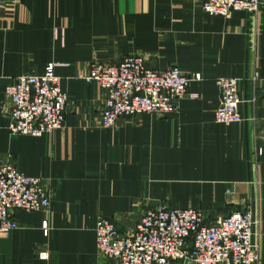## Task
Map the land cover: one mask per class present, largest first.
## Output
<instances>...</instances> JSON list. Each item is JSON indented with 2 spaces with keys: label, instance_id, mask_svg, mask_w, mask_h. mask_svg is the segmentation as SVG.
Returning a JSON list of instances; mask_svg holds the SVG:
<instances>
[{
  "label": "crops",
  "instance_id": "1",
  "mask_svg": "<svg viewBox=\"0 0 264 264\" xmlns=\"http://www.w3.org/2000/svg\"><path fill=\"white\" fill-rule=\"evenodd\" d=\"M133 54L201 79L190 82L178 114L144 113L105 127L104 93L84 76L92 63ZM52 63L71 99L64 127L12 135L6 87ZM257 70L264 76V5L258 16L238 10L227 17L208 15L195 0H5L0 166L42 177L51 205L16 212L20 227L0 236V264H118L97 249L101 216L130 235L151 208H198L211 223L248 206L262 221L264 264V153L256 156L257 145L264 148V80L253 81ZM219 77L238 79L243 122L216 121ZM45 250L47 259L39 256Z\"/></svg>",
  "mask_w": 264,
  "mask_h": 264
},
{
  "label": "built area",
  "instance_id": "2",
  "mask_svg": "<svg viewBox=\"0 0 264 264\" xmlns=\"http://www.w3.org/2000/svg\"><path fill=\"white\" fill-rule=\"evenodd\" d=\"M208 15L229 16L238 10L258 16L264 0H195ZM5 0H0V20ZM255 47V44H254ZM87 81H95L104 93L102 124L111 127L122 117L152 113L158 117L180 112V100L188 94L189 75L177 65L155 69L141 54L128 55L118 62L92 63ZM264 80L259 70L253 81ZM220 104L215 113L218 123L234 124L245 120L240 111L242 99L238 79L219 77ZM9 100L8 129L12 135L42 137L64 127L70 95L62 79L49 64L42 73H25L5 89ZM192 97H197L192 94ZM264 148L257 145L256 156ZM233 194L234 189H228ZM51 205L45 180L27 175L14 164L0 166V236L20 227L16 212L43 211ZM262 221L252 206L236 210L216 222H207L198 208L157 207L148 209L130 235L119 232L109 217L98 218L95 233L97 249L118 264H259ZM42 228L49 234V223ZM49 258L47 250L40 252Z\"/></svg>",
  "mask_w": 264,
  "mask_h": 264
}]
</instances>
